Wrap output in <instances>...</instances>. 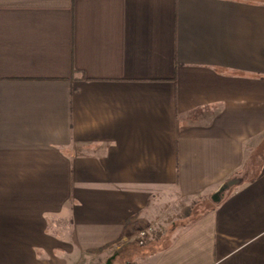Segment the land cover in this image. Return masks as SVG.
Returning a JSON list of instances; mask_svg holds the SVG:
<instances>
[{
  "label": "crops",
  "instance_id": "crops-1",
  "mask_svg": "<svg viewBox=\"0 0 264 264\" xmlns=\"http://www.w3.org/2000/svg\"><path fill=\"white\" fill-rule=\"evenodd\" d=\"M121 255L264 264V0H0V264Z\"/></svg>",
  "mask_w": 264,
  "mask_h": 264
},
{
  "label": "built area",
  "instance_id": "built-area-1",
  "mask_svg": "<svg viewBox=\"0 0 264 264\" xmlns=\"http://www.w3.org/2000/svg\"><path fill=\"white\" fill-rule=\"evenodd\" d=\"M157 229L155 227H149L147 229H143L138 232L137 237H136V244L139 246H144L146 244V239L151 236L156 234ZM128 264H136L134 262H130Z\"/></svg>",
  "mask_w": 264,
  "mask_h": 264
},
{
  "label": "rangeland",
  "instance_id": "rangeland-1",
  "mask_svg": "<svg viewBox=\"0 0 264 264\" xmlns=\"http://www.w3.org/2000/svg\"><path fill=\"white\" fill-rule=\"evenodd\" d=\"M211 203V202H210ZM199 204V203H198ZM197 204V205H198ZM202 208H203V205H201V208H200V206L198 205V207L196 208V207H193V209L194 210H192V212H193V214L195 213L194 211L196 210V209H200V211H202ZM191 212V213H192ZM196 213H197V210H196ZM125 252V250L124 251H122V253H124ZM125 264V257L124 256H120L119 258H117L116 259V261H115V264Z\"/></svg>",
  "mask_w": 264,
  "mask_h": 264
},
{
  "label": "water",
  "instance_id": "water-1",
  "mask_svg": "<svg viewBox=\"0 0 264 264\" xmlns=\"http://www.w3.org/2000/svg\"><path fill=\"white\" fill-rule=\"evenodd\" d=\"M116 258V256L111 257L110 259L107 260L105 264H112L113 260Z\"/></svg>",
  "mask_w": 264,
  "mask_h": 264
},
{
  "label": "trees",
  "instance_id": "trees-1",
  "mask_svg": "<svg viewBox=\"0 0 264 264\" xmlns=\"http://www.w3.org/2000/svg\"><path fill=\"white\" fill-rule=\"evenodd\" d=\"M117 244H119V241L117 242V243H115V244H112V245H108V247H113L114 245H117ZM108 247H106V248H108ZM105 248V249H106ZM103 249H99V250H97V252H101Z\"/></svg>",
  "mask_w": 264,
  "mask_h": 264
}]
</instances>
